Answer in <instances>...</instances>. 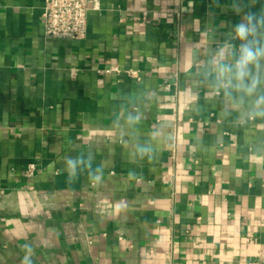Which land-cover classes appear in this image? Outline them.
<instances>
[{
    "label": "crops",
    "instance_id": "crops-1",
    "mask_svg": "<svg viewBox=\"0 0 264 264\" xmlns=\"http://www.w3.org/2000/svg\"><path fill=\"white\" fill-rule=\"evenodd\" d=\"M85 4L77 41L0 0V264H264V60L251 96L215 71L264 0Z\"/></svg>",
    "mask_w": 264,
    "mask_h": 264
},
{
    "label": "clouds",
    "instance_id": "clouds-1",
    "mask_svg": "<svg viewBox=\"0 0 264 264\" xmlns=\"http://www.w3.org/2000/svg\"><path fill=\"white\" fill-rule=\"evenodd\" d=\"M264 25V17L257 19L254 15H248L235 25V38L241 43L235 63L217 65L215 68L219 87L233 88L238 92L251 96L262 83L261 77L255 71L264 60V43L258 39V26ZM264 104V96L256 101L257 107ZM256 115H264V111H258ZM138 119V118H137ZM65 171L68 175V183H73L78 175V168L88 169V179L94 186L101 185L104 180L103 166L93 170L92 157L83 156L65 157ZM32 249L29 247L20 264H31Z\"/></svg>",
    "mask_w": 264,
    "mask_h": 264
},
{
    "label": "built area",
    "instance_id": "built-area-1",
    "mask_svg": "<svg viewBox=\"0 0 264 264\" xmlns=\"http://www.w3.org/2000/svg\"><path fill=\"white\" fill-rule=\"evenodd\" d=\"M43 16L47 33L52 36L77 41L87 37L88 8L85 0H46Z\"/></svg>",
    "mask_w": 264,
    "mask_h": 264
}]
</instances>
